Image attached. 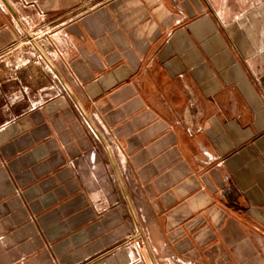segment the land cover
<instances>
[{
    "label": "crops",
    "instance_id": "1",
    "mask_svg": "<svg viewBox=\"0 0 264 264\" xmlns=\"http://www.w3.org/2000/svg\"><path fill=\"white\" fill-rule=\"evenodd\" d=\"M16 41L0 264H264V0H0Z\"/></svg>",
    "mask_w": 264,
    "mask_h": 264
},
{
    "label": "water",
    "instance_id": "2",
    "mask_svg": "<svg viewBox=\"0 0 264 264\" xmlns=\"http://www.w3.org/2000/svg\"><path fill=\"white\" fill-rule=\"evenodd\" d=\"M26 37L27 39L31 42V44L35 47V49L37 50V52L39 53L40 57L48 64V66L51 68V70L54 72V74L56 75L57 79L59 80L60 84L62 85L63 89L65 90V92L70 96V98L74 101L76 107L79 109L80 113L82 114V116L84 117V119L86 120V122L88 123V125L90 126V128L93 130V132L96 134V136L100 139V141L103 143L107 154L109 156L111 165L113 166L114 170L116 171L115 168V164L111 155V151L109 149L108 144L105 142V140L103 139V137L100 135V133L98 132V130L96 129V127L94 126V124L92 123V121L89 119L88 115L86 114V112L84 111L82 105L79 103L78 99L76 98L74 92L71 90L70 86L68 85V83L66 82V80L63 78V76L61 75V73L54 67V65L49 61V59L47 58V56L44 54V52L42 51V49L35 43V41L33 40V38L26 32ZM117 179H118V183L121 189V192L124 196V199L127 203V206L131 212V215L136 223L138 232L140 233V236L144 242L145 248L148 251V246L146 243V240L143 236L141 227L137 221V218L134 214V210L132 208L131 205V201H130V196L128 194V192L125 189V186L120 178V176L117 173Z\"/></svg>",
    "mask_w": 264,
    "mask_h": 264
},
{
    "label": "rangeland",
    "instance_id": "3",
    "mask_svg": "<svg viewBox=\"0 0 264 264\" xmlns=\"http://www.w3.org/2000/svg\"><path fill=\"white\" fill-rule=\"evenodd\" d=\"M35 41V40H34ZM23 43V41H16L13 45H11V47H10V49L9 50H7V51H3V53H1L0 54V64L1 63H4L5 61H7L9 58H11L12 56H15L16 55V53H18V52H20V50H22V44ZM29 43V46L30 45H32L31 44V42L29 41L28 42ZM35 43L38 45V43L35 41ZM33 46V45H32ZM39 46V45H38ZM33 49L35 50V51H37L36 49H35V47L33 46ZM90 127V126H89ZM90 130V129H89ZM92 134H94V136L95 137H97L96 136V134L93 132V130L91 129V131H90ZM135 234H137L139 237H140V240H141V245H142V248L141 249H144V242H143V240H142V238H141V236H140V233L139 232H136V233H134L133 235H135ZM133 235H131V236H133ZM127 243L129 244V245H131L132 246V244H131V242H129L128 241V239H127ZM132 248H133V246H132ZM134 249V248H133ZM135 250V249H134ZM137 251V250H136Z\"/></svg>",
    "mask_w": 264,
    "mask_h": 264
},
{
    "label": "built area",
    "instance_id": "4",
    "mask_svg": "<svg viewBox=\"0 0 264 264\" xmlns=\"http://www.w3.org/2000/svg\"><path fill=\"white\" fill-rule=\"evenodd\" d=\"M11 47V46H10ZM10 47L9 48H7V49H5L4 51H7V50H9L10 49ZM3 53V52H2ZM88 128L90 129V131H91V128L88 126ZM128 241L129 242H131V244H132V246H133V248L135 249V250H137V251H140L141 250V248H142V245H141V240H140V237L137 235V234H135V235H133V236H130L129 238H128Z\"/></svg>",
    "mask_w": 264,
    "mask_h": 264
}]
</instances>
